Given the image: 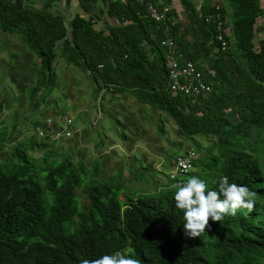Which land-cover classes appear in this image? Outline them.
I'll return each instance as SVG.
<instances>
[{"label":"trees","instance_id":"16d2710c","mask_svg":"<svg viewBox=\"0 0 264 264\" xmlns=\"http://www.w3.org/2000/svg\"><path fill=\"white\" fill-rule=\"evenodd\" d=\"M148 1L163 19L149 17ZM167 1L165 8L159 0H61L55 11L54 0L41 8L0 0V30L17 35L38 60L28 87L30 114H23L31 126L24 119L0 128V264H80L117 251L141 264H264V35L254 41L264 4ZM176 2L182 18H176ZM122 16L125 21L118 23ZM219 19L225 49L216 39ZM163 40L173 42L179 63H194L212 87L208 94L168 88L170 49ZM65 66L81 72L84 78L78 80L89 85L91 103L129 93L162 109L164 120H172L198 153L194 165L208 188L218 190L220 178L227 176L257 193L255 210L225 216L200 238H188L174 194L189 173L167 174L168 182L157 180L160 187L151 193L127 187L121 171L99 181L98 159L91 167L82 157L75 163L73 154L81 150L64 147L48 118L33 124V112L63 86L58 72Z\"/></svg>","mask_w":264,"mask_h":264},{"label":"rangeland","instance_id":"374dc122","mask_svg":"<svg viewBox=\"0 0 264 264\" xmlns=\"http://www.w3.org/2000/svg\"><path fill=\"white\" fill-rule=\"evenodd\" d=\"M58 1L61 2V0H54L53 2L55 7L52 8L55 11L59 8ZM194 1L199 3L202 0ZM211 1L218 2L220 0ZM46 2L47 0H24L25 6L31 8H41L45 6ZM174 2L172 5H175ZM261 2L264 4V0ZM176 6V18L184 17V12L177 2ZM76 10L80 11L79 7ZM187 26H189L188 30L190 31V24L187 23ZM263 30L264 18L255 25V43L263 37ZM20 42L17 35L0 31V91H5L2 96L0 93V128L4 123L5 126H10L13 121L22 122L25 119L23 114L28 116L30 114L29 109L28 112L26 111L29 106L28 87L34 83L35 70L38 64L35 67L33 63L36 62V58L33 61V58L28 54H23L24 52L20 49ZM80 74L78 69H72L69 66L59 70L58 82L64 84L63 86L58 85V89L55 90L58 92L50 95L43 106L33 112L37 118L33 124L40 126L43 118L49 117L52 120V126L60 125L62 128L64 126L62 120L68 117L73 118L76 131L68 137L60 136L62 139L59 141L72 152L81 150L80 155L73 154L75 163H78L82 157L85 164L91 167L93 161L98 159L102 172L101 175L97 176L99 181L121 171V178L127 187L154 190L156 187H160L157 180L162 183L168 182V175L159 171V169L163 172L168 171L162 164L172 166L171 157L174 154L180 149L184 151L192 147L175 126V123L172 120L165 121L164 111L157 106L139 103L129 96H125L126 98L121 96L120 100L117 99L111 104L108 102L109 99L103 100V103L108 104L102 106L104 110L100 116L99 112L96 113L95 107L99 100L90 102L88 90L79 83V77L81 80L84 78ZM19 104L23 106V109H19ZM16 111H20V116L17 119L15 117ZM34 116L30 117L31 121ZM77 116H80L82 120ZM228 116L232 121L235 120L234 113L231 112ZM106 121L109 123L108 125L105 124ZM117 121L124 123V133L122 132L120 135L116 132L120 129V126L116 125ZM101 125L111 126V128H107L105 134L102 135L98 131ZM28 126H31L29 122ZM26 128L30 133L31 128L27 126ZM5 143L8 146L11 145L8 142ZM203 144L205 145V143ZM255 146L257 147V145ZM255 146H253L254 150L258 149ZM261 162L264 164V157H261ZM157 171L160 172L159 175ZM129 172L132 173L130 179ZM199 173L201 174L199 166H194L186 177L189 179L192 176H198ZM76 194L81 196V204H83L85 200L80 187L76 189ZM120 197H124V193H120Z\"/></svg>","mask_w":264,"mask_h":264},{"label":"clouds","instance_id":"9594fccd","mask_svg":"<svg viewBox=\"0 0 264 264\" xmlns=\"http://www.w3.org/2000/svg\"><path fill=\"white\" fill-rule=\"evenodd\" d=\"M191 153L190 169L186 172H180L176 169L177 159L188 156ZM197 155L198 153L192 147L184 151L183 149L179 150L171 157L172 166H169L170 169L166 172L161 171V169L159 171L165 175L169 174L171 178L183 176L192 171ZM162 166L166 165L162 164ZM159 171H157L158 175L160 174ZM175 188V207L183 213L184 235L192 239L203 236L207 229L211 227V222L222 223L225 216H235L240 210L251 213L255 210L257 204V193L255 191L246 185L230 183L227 176L220 178L218 190H210L207 182L198 176H192L186 182L175 185ZM157 189L159 188L156 187V189L151 191L155 193ZM80 264H141V261L117 251L113 254L102 255L96 259H83Z\"/></svg>","mask_w":264,"mask_h":264},{"label":"built area","instance_id":"2783aa9c","mask_svg":"<svg viewBox=\"0 0 264 264\" xmlns=\"http://www.w3.org/2000/svg\"><path fill=\"white\" fill-rule=\"evenodd\" d=\"M141 2L142 0H137ZM146 7L149 12V17L153 18L156 21H160L164 18V13L159 12L157 8L151 4L150 1L146 2ZM216 21V20H215ZM223 21L221 19L216 22V39L220 42L222 49L227 47V41L224 39V32L222 29ZM162 44L167 45L170 49L167 57V68L169 72V88L174 92H179L185 95H206L211 90L212 87L207 84V82L203 79L202 74L196 68L192 61H184L179 63L178 58L181 56L178 51H175L174 44L171 40H163ZM66 125L63 128H52L55 136L60 137H68L76 131L75 127H72L70 118L64 119ZM47 125H51V119L48 118L46 121ZM39 134L42 135V130L39 129ZM192 153L185 157H179L177 159L176 169L180 172H186L191 167V158Z\"/></svg>","mask_w":264,"mask_h":264},{"label":"crops","instance_id":"0c3cea01","mask_svg":"<svg viewBox=\"0 0 264 264\" xmlns=\"http://www.w3.org/2000/svg\"><path fill=\"white\" fill-rule=\"evenodd\" d=\"M173 1V0H172ZM172 1H171V3H172ZM159 2L161 3V4H163V6H165V8L167 7L166 6V4H168L167 2V0H159ZM125 21V18L122 16L121 18H119V19H117V22L118 23H123ZM1 31V30H0ZM16 43V42H15ZM17 44H19V43H17ZM20 45H21V47H20V49H21V51H23L22 53L23 54H25V55H29L30 57H32L33 58V61L35 60V57L33 56V55H31L26 49H25V47L20 43ZM148 53L150 54L151 53V51L150 50H148ZM38 60L36 59V62H34L33 63V65L36 67L37 65V62ZM75 69H77V68H75ZM35 73H36V70H35ZM82 75V74H81ZM14 81V80H13ZM15 82V81H14ZM81 84H83L84 86H85V88L88 90V93H89V96H90V102H91V90H90V87H88V86H86L85 85V83L83 82V83H81ZM0 93H1V96L3 95V94H5V91H0ZM131 97V98H133L134 100H135V98L132 96V95H130L129 93H127V94H125V95H123L122 97L123 98H126V97ZM107 99H109L108 100V102H109V104H111L113 101H110V98H107ZM99 100V103H98V105H96L95 104V107H96V113H98L99 112V114H100V116H102V114H103V110L104 109H102V106L104 105V104H108V103H103V100H105V99H103V98H99L98 99ZM118 100H120V98L118 99ZM129 102H131V101H129ZM140 103V102H139ZM21 106V107H20ZM19 109H23V106L22 105H20L19 104ZM101 112V113H100ZM106 114V113H105ZM83 116H84V114H82ZM107 116H108V114H106ZM105 115V116H106ZM78 118L80 117V116H77ZM111 117H113V116H111ZM145 117V116H144ZM45 118H47V117H45ZM45 118H43V119H45ZM37 119V118H36ZM80 119H81V117H80ZM82 120V119H81ZM43 122V121H42ZM107 122V121H106ZM105 122V124H109L108 122L106 123ZM83 125V124H82ZM111 125V124H110ZM118 127L120 126V129H118V131H120V130H122L123 131V133H124V123L123 122H120V121H117V124H116ZM106 125H101L99 128H98V131H99V133L100 134H102V135H104L105 134V131L107 130V128H111V126H107V127H105ZM56 127V126H55ZM180 150H182V149H180ZM161 162V161H160ZM164 165H166V164H164Z\"/></svg>","mask_w":264,"mask_h":264},{"label":"bare ground","instance_id":"6f19581e","mask_svg":"<svg viewBox=\"0 0 264 264\" xmlns=\"http://www.w3.org/2000/svg\"><path fill=\"white\" fill-rule=\"evenodd\" d=\"M214 14V13H213ZM208 16V15H207ZM221 16V15H220ZM154 21V20H153ZM210 23V22H209ZM167 31V30H166ZM161 46V45H160ZM166 52V51H165ZM177 93V92H176ZM191 99V98H190ZM53 135V134H52ZM42 138V137H41ZM57 139V138H56Z\"/></svg>","mask_w":264,"mask_h":264}]
</instances>
